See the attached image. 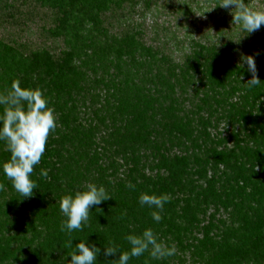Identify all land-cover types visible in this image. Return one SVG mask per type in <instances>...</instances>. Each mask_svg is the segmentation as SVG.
<instances>
[{
	"label": "trees",
	"instance_id": "obj_1",
	"mask_svg": "<svg viewBox=\"0 0 264 264\" xmlns=\"http://www.w3.org/2000/svg\"><path fill=\"white\" fill-rule=\"evenodd\" d=\"M221 2L0 0V94L13 80L42 89L57 123L32 197L0 173V264H70L81 241L100 249L97 264H112L109 241L129 251L125 236L149 227L175 255L129 264H264V24L227 28ZM195 8L224 26L214 25L217 40L147 22L153 9L170 21ZM31 26L38 48L24 39ZM241 54L255 59L254 88ZM9 159L0 142V165ZM89 182L112 198L69 236L56 201ZM141 193L168 194L160 223Z\"/></svg>",
	"mask_w": 264,
	"mask_h": 264
},
{
	"label": "clouds",
	"instance_id": "obj_2",
	"mask_svg": "<svg viewBox=\"0 0 264 264\" xmlns=\"http://www.w3.org/2000/svg\"><path fill=\"white\" fill-rule=\"evenodd\" d=\"M231 6H235V10L230 13L233 16L232 23L239 25L243 32L251 34L264 24V11L252 10L244 0H222L218 7L229 9ZM244 65L252 76L246 85L249 88L260 85L254 57L241 54L238 66L243 68ZM242 79L243 76L240 75V80ZM261 102H264V96L256 99L257 106ZM0 106H4L3 113L0 114V142H3L10 153V159L0 165V173L11 182L12 188L20 196L30 198L34 194L33 190L38 188L32 179L34 168L40 164L49 136L57 128L54 110L49 107V100L42 89L22 88L18 80H13L7 94H0ZM39 176L47 178L48 170L41 168ZM82 187L83 190L63 195L56 201L65 218L59 225L60 231L67 232L69 236L74 231H83L87 227L93 206L112 198L103 185L89 182ZM127 187L133 190L135 188L131 183ZM3 189L4 185L0 184V190ZM168 202V194L141 193L138 198L141 207L147 206L151 209L150 215L155 223H160L163 219L164 206ZM125 239L129 251H121L111 241L105 247L106 257L119 253V258L112 264H129L132 258L141 257L146 252L152 260L167 259L176 252L174 244L168 245L159 240L150 227L145 228L139 235L128 234ZM71 244L72 241L69 246ZM99 254L100 249L94 244L81 241L70 254V264H97Z\"/></svg>",
	"mask_w": 264,
	"mask_h": 264
},
{
	"label": "rangeland",
	"instance_id": "obj_3",
	"mask_svg": "<svg viewBox=\"0 0 264 264\" xmlns=\"http://www.w3.org/2000/svg\"><path fill=\"white\" fill-rule=\"evenodd\" d=\"M199 2H205L203 3L204 5L207 4V0H198ZM244 2L247 4L248 7H250L252 10L255 11H264V0H244ZM212 4V2H211ZM211 4H208L211 5ZM208 8H204L203 11L207 12ZM235 10V6H231L229 9H226V11L228 12V14L231 16L230 21H227L226 25L227 28H231L232 30H236L238 32V30L240 29L239 25H234L232 23L233 20V16L230 14L231 12H233ZM216 11L218 12L219 9H216ZM154 13V14H153ZM211 16H214L215 12L212 11L210 12ZM169 14V13H167ZM186 13H181L179 15L175 14V19L171 18L170 21L166 20V17L169 16H164L163 14H159V12L157 10H152V12L149 14V16L147 17V22L149 23H156L160 21V27H168V30H173L172 32H174V35H177V38H183L186 37V33H189V38H204L206 37L207 39H213V40H217L218 37L216 36L217 34H215L216 30H213L214 25L216 24L217 27H215V29H218L219 31H225L224 26H220L218 23V21H213L205 18V16H203L201 14V12L199 13L198 8H195V10H193V14H188L186 16H184ZM154 15V16H153ZM160 17V18H159ZM159 19V20H158ZM168 25V26H167ZM29 32H28V36H26L24 39L26 40V38L29 39L30 43L32 45H34L35 47H39L42 45L41 41L38 40V38L34 35V30L35 28L33 26H31L29 28ZM163 31V30H162ZM161 32V31H160ZM2 30L0 29V36H4L2 35ZM27 39V40H28ZM46 44V42H45Z\"/></svg>",
	"mask_w": 264,
	"mask_h": 264
}]
</instances>
